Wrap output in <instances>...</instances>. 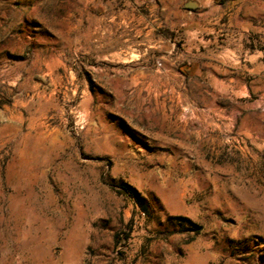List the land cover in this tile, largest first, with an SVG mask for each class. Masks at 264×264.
Instances as JSON below:
<instances>
[{
  "label": "rangeland",
  "instance_id": "obj_1",
  "mask_svg": "<svg viewBox=\"0 0 264 264\" xmlns=\"http://www.w3.org/2000/svg\"><path fill=\"white\" fill-rule=\"evenodd\" d=\"M0 264H264V0H0Z\"/></svg>",
  "mask_w": 264,
  "mask_h": 264
},
{
  "label": "trees",
  "instance_id": "obj_2",
  "mask_svg": "<svg viewBox=\"0 0 264 264\" xmlns=\"http://www.w3.org/2000/svg\"><path fill=\"white\" fill-rule=\"evenodd\" d=\"M120 188L122 189V192L127 194L136 204H138L140 207L145 209V206H144L145 204L143 200L140 199L135 188L131 187L128 184H120ZM172 218L178 220L179 224L182 226L187 225L188 228L194 233H198L201 229L200 225L191 221L189 218L182 217V216H172Z\"/></svg>",
  "mask_w": 264,
  "mask_h": 264
},
{
  "label": "water",
  "instance_id": "obj_3",
  "mask_svg": "<svg viewBox=\"0 0 264 264\" xmlns=\"http://www.w3.org/2000/svg\"><path fill=\"white\" fill-rule=\"evenodd\" d=\"M187 6L192 7V6H195V4L192 2H189V3H187Z\"/></svg>",
  "mask_w": 264,
  "mask_h": 264
}]
</instances>
